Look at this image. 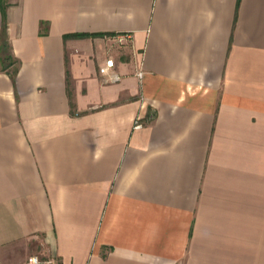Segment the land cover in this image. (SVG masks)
<instances>
[{"label":"crops","instance_id":"obj_1","mask_svg":"<svg viewBox=\"0 0 264 264\" xmlns=\"http://www.w3.org/2000/svg\"><path fill=\"white\" fill-rule=\"evenodd\" d=\"M5 3L0 263L264 264V0Z\"/></svg>","mask_w":264,"mask_h":264},{"label":"trees","instance_id":"obj_2","mask_svg":"<svg viewBox=\"0 0 264 264\" xmlns=\"http://www.w3.org/2000/svg\"><path fill=\"white\" fill-rule=\"evenodd\" d=\"M2 14L4 18V29L0 31V67L2 71L7 72L13 80H15L16 75L19 70L20 62L15 59L11 54V47L6 35V10L7 5L5 0H0ZM69 36L75 37H86L91 36L89 34H74V35H66L65 38Z\"/></svg>","mask_w":264,"mask_h":264},{"label":"built area","instance_id":"obj_3","mask_svg":"<svg viewBox=\"0 0 264 264\" xmlns=\"http://www.w3.org/2000/svg\"><path fill=\"white\" fill-rule=\"evenodd\" d=\"M113 39L119 44H124L132 40V35L128 33L127 34H117L113 37ZM114 67H115V61L113 59L107 60L106 65L100 68V72L105 76H109L111 79L114 78V80H118L119 76L114 74V71H113ZM142 76H143V73H140V77ZM26 264H53V262L52 260H44L38 255H33L29 258Z\"/></svg>","mask_w":264,"mask_h":264}]
</instances>
